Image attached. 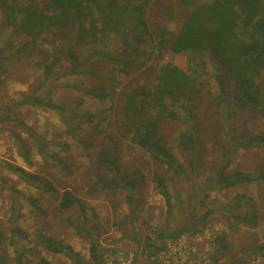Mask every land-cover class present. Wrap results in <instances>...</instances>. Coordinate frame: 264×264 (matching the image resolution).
Here are the masks:
<instances>
[{"label": "rangeland", "instance_id": "1", "mask_svg": "<svg viewBox=\"0 0 264 264\" xmlns=\"http://www.w3.org/2000/svg\"><path fill=\"white\" fill-rule=\"evenodd\" d=\"M205 1L209 0L196 2ZM169 11L171 18L168 17ZM186 14L180 0H155L146 7L144 17L148 31L157 43L160 39V35L157 37L160 34L158 31L162 27L167 32L174 31L176 24ZM2 20L0 10V48L7 39H12L14 47L11 50L15 51L16 47L22 45L24 37L10 38L9 30L1 27ZM149 40L147 36L139 41L140 47L146 53L150 52L148 65L192 63L188 53L176 56L164 49L161 52L153 51L156 43ZM50 42V34L37 42L38 49L45 53L47 63L53 57ZM53 44L60 46L58 41ZM101 44L99 51L119 55L120 47L114 38ZM33 53L28 59H19V54L0 74V231L5 236L3 244H0V254L7 264H15L14 245L10 239L13 227L20 230L15 240L23 247L25 264H40L41 259L49 264H74L65 254L52 253L40 246L36 239L37 232L70 245L79 260L86 263L91 261L89 248L95 240L103 249L102 255L107 251L113 253L114 261L111 264H156L157 254L147 257L148 254L143 252L147 242L145 239L156 240L163 231L176 233L182 229L186 219L196 221L208 210L211 215L199 227L200 232L194 235L181 233L178 238L166 241L167 251L171 250L174 254L170 258L173 264H211L214 257H219L223 264L240 260H245L244 264H264V251L262 254L256 252V248L264 243V199H260V195H264V182L226 190L210 189L204 183L231 148L230 136L236 133L232 141L245 143L248 138L264 131V118L257 112L235 110L231 104L232 96L226 98L222 113L219 111L215 98L219 89L208 61L195 67L200 70L202 87V98L192 119L198 139L195 152L183 153L177 142L178 133L188 129L191 122L185 124L181 120L170 119L159 123L161 134L184 170L182 174H176L161 162L153 161L148 154L130 143V139L121 137L118 129L119 105L126 92L132 87L152 88L155 84L147 67H135L127 75L121 76L113 95L100 101L87 92L93 91L96 84L103 80L106 71L104 64L99 62L94 77L89 74L61 76L66 66L62 60L58 69L45 75L43 67L37 62L36 52ZM158 53H162L161 59L156 57ZM203 66L204 72L201 70ZM48 93H51V100L58 108L21 102L27 95L43 98ZM89 114L100 118L101 134L93 130L96 119L90 123L84 120ZM6 117L11 120H5ZM63 117L71 119L64 120ZM69 127L71 132L68 131ZM13 134L19 136L28 147L32 166L22 161ZM42 142H47L43 152L39 149ZM109 142L117 147L122 175L139 171L145 176L144 183L134 192V206L127 200L125 189L120 188L112 193L96 187V191H88L95 187L94 180L98 173L96 153L101 143ZM228 159L229 170L257 173L258 167L264 165V147H239L228 155ZM9 165L21 166L43 175L59 192L69 190L78 200L79 207L60 211L57 199L25 184L8 170ZM153 175H160L167 182L169 207L158 193L152 181ZM239 194L248 197L251 205L257 209L258 217L251 227L241 223L234 211H226ZM28 197L35 199L38 210L30 207L29 201H26ZM13 213L19 214L18 219H13ZM245 213L242 205L239 214ZM218 239L226 248L220 247V253H215L216 247L219 248L216 243ZM159 255V263L167 264L168 253Z\"/></svg>", "mask_w": 264, "mask_h": 264}, {"label": "trees", "instance_id": "2", "mask_svg": "<svg viewBox=\"0 0 264 264\" xmlns=\"http://www.w3.org/2000/svg\"><path fill=\"white\" fill-rule=\"evenodd\" d=\"M196 1L180 0L187 14L176 24L174 31L167 32L162 27L158 31L160 34L157 37L160 35V39L156 43V38L154 39L152 33L148 31L144 17L146 7L155 0H0L3 15L1 27L9 30L10 38L24 37L22 45L16 47L15 51L11 50L14 47L12 39H7L5 45L0 48V74L6 71V66L19 54L21 56L19 59H28L33 52H36L37 62L43 67L45 75L58 69L60 61L63 60L67 67L64 66L61 76L89 74L94 77L97 75L95 69L101 62L106 70L102 76L103 80L96 84L93 91L87 93L103 101L113 95L121 76L127 75L135 67L141 69L147 67L155 84L152 88L132 87L126 92L119 105L120 136L130 139V143L148 154L153 161L161 162L176 174H182L184 170L161 134L159 123L170 119H178L185 124L191 122L188 129L178 133L177 142L183 153L195 152L198 139L192 119L202 98L200 70H196L195 67L205 65L208 61L214 70L213 77L219 89L215 98L221 113L226 98L232 96L231 104L235 110L257 112L264 118V0H209L202 3ZM171 16L169 11L168 17ZM46 34L51 36L49 45L53 51L49 63L45 60V53L37 46V42L42 41ZM147 36L150 37L149 41L156 43L152 47L153 51L161 52L164 49L176 56L188 53L192 63L178 65L165 62L148 65L151 59L150 52L146 53L139 45V41ZM111 38L119 44V55L99 51V48H102L101 43ZM57 41L60 43L58 47L53 44ZM156 57L161 59L162 53H158ZM204 68L203 66L202 72ZM21 102L58 108L51 100V93L43 98L27 95ZM70 119L71 117H68L64 120ZM94 119L96 123L93 130L101 134L98 116L89 114L84 120L90 123ZM5 120L11 118L6 117ZM68 131L71 132L70 127ZM234 134L236 133L230 138L235 139ZM13 138L18 144L22 161L32 166V158L24 141L14 134ZM232 139L226 157L204 181L205 187L226 190L240 185L264 182L263 164L258 167L257 173H249L229 170L228 159V155L239 147H264V131L248 138L245 143L241 141L235 143ZM46 146L47 142L39 143L40 151L43 152ZM7 168L25 184L57 199L60 211L79 207L78 200L69 190L59 192L43 175L17 165H9ZM96 168L98 173L94 180L95 187L88 191H96V187L98 190L112 193L118 192L120 188L125 189L127 200L134 206V192L144 183L145 176L139 171L122 175L118 150L112 142L101 143L96 153ZM152 181L169 207L170 192L167 182L160 175H153ZM260 199L263 201L264 195H260ZM26 201H29L30 207L38 210L34 198L28 197ZM242 205L245 207V214H239ZM229 210L234 211L235 217L248 227H251L253 220L258 217L257 209L245 195L239 194L234 197L232 207L226 211ZM210 215L211 211L208 210L196 221L188 218L180 231L176 233L163 231L156 240L147 237L143 252L148 254L147 257H151L165 250L166 241L178 238L181 233L189 232L194 235L200 232L199 227ZM12 217L18 219L19 214L13 213ZM18 234H20L18 228H11L10 239L15 251L14 263L25 264L23 247L15 240V235ZM36 239L45 250L63 253L70 257L74 264H103V249L95 240L89 248L91 261L86 263L79 260L78 254L70 245L60 240L41 232L36 233ZM4 240L5 236L0 231V244H3ZM216 243L219 244V248L216 247L214 251L220 253V247L225 246H222L219 239ZM263 251L264 243L256 248L258 254H262ZM236 263L244 264L245 260L227 264ZM0 264H7V260L1 254ZM40 264L49 263L41 259ZM211 264L223 263H220L219 257H214Z\"/></svg>", "mask_w": 264, "mask_h": 264}, {"label": "built area", "instance_id": "3", "mask_svg": "<svg viewBox=\"0 0 264 264\" xmlns=\"http://www.w3.org/2000/svg\"><path fill=\"white\" fill-rule=\"evenodd\" d=\"M160 253H168V257H169V261H167V264H173V259H170L174 256L173 252L170 250V251H167V248L165 250H162L160 251L157 255H156V264H160L159 263V259L161 257V255H159ZM103 257H104V261H103V264H111L112 261H114V256H113V253L112 252H105L103 254ZM120 264H123V263H120ZM188 264H191L188 262Z\"/></svg>", "mask_w": 264, "mask_h": 264}]
</instances>
